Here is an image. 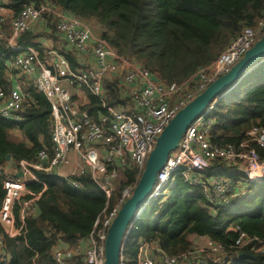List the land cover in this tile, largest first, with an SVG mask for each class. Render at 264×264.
I'll return each mask as SVG.
<instances>
[{"label": "trees", "instance_id": "16d2710c", "mask_svg": "<svg viewBox=\"0 0 264 264\" xmlns=\"http://www.w3.org/2000/svg\"><path fill=\"white\" fill-rule=\"evenodd\" d=\"M0 2H5L14 15L26 3L52 2L81 20L94 22L101 37L114 45L123 57L134 59L148 68L156 81L167 84L184 82L199 69L212 64L244 28L255 27L264 19V0ZM0 28L4 33L0 36V84L9 88L7 64L14 53L8 42L11 38L8 22H1V17ZM50 32L49 38L56 41L58 37L47 25L22 34L18 41L35 46L39 58L50 62L46 51L51 44L37 43L42 34ZM66 56L74 70L80 68L70 53ZM263 70L264 62L214 104L210 114L214 119L210 140L214 145H232L237 150H244L242 145L247 144L264 161V148L249 135L254 128H264ZM25 92L24 120L13 123L0 118V169L9 163L8 155L15 163L35 161L40 150L52 147L51 104L32 85H28ZM83 93L88 103L81 109L98 120L106 112L101 100L88 91ZM107 95L108 103H120L114 86ZM36 175L43 183L31 181L29 190L39 198L29 206L22 233L17 237L5 235L8 257L0 264H55L54 248L59 243L73 248L80 239L88 237L103 211L114 207L122 191L136 186L141 176L139 169L127 167L113 182L114 192L108 198L90 173L70 177L79 182V188L56 172L36 171ZM3 181L0 175V210L6 194ZM248 183L247 187L240 185L241 194L231 207L217 209L210 205L203 189L177 177L159 196L150 200L140 214L127 242L130 255H136L141 240L155 242L175 256L194 248L195 237H207L222 245L225 251L203 253L193 264H264L260 246L236 247L241 233L264 241V181ZM30 198L32 195H27L22 201ZM22 201L14 206L18 227ZM0 230L3 231L1 225Z\"/></svg>", "mask_w": 264, "mask_h": 264}, {"label": "built area", "instance_id": "2783aa9c", "mask_svg": "<svg viewBox=\"0 0 264 264\" xmlns=\"http://www.w3.org/2000/svg\"><path fill=\"white\" fill-rule=\"evenodd\" d=\"M0 17L1 22H8L11 31L8 42L14 53L7 64L11 85L5 88L0 84V118L13 123L24 120L25 88L32 85L49 100L53 120L51 148L40 150L35 161H10L0 169L6 191L0 210L3 229L0 230V263L8 257L5 235L17 237L22 233L29 206L39 198L29 190L31 181L41 182L36 171L59 173L75 188L80 184L70 177L90 173L110 198L114 192L113 182L121 177L122 171L133 167L139 169L141 175L157 139L177 113L217 78L226 75L264 35L262 19L255 27L244 28L212 64L199 69L184 82L167 84L156 81L153 73L134 59L123 57L114 45L92 30L88 22L52 2L26 3L17 15L5 2H0ZM45 25L58 37L56 41L49 38L50 32L42 34L37 42L51 44L46 51L50 62L39 58L35 46L18 41L22 34ZM0 36H4L1 28ZM68 53L80 68H72ZM111 86L120 97L119 104L107 102ZM84 90L103 104L106 112L98 120L81 109L85 103L78 100ZM82 101L88 103V98L84 95ZM213 106L188 127L178 148L159 171L148 202L159 196L167 184L182 177L203 189L212 207L229 208L241 194L240 184L234 180L264 181V161L254 148L244 144V150H237L232 145L212 144L210 131L214 119L210 114ZM249 135L264 148V128H254ZM67 168L73 172L67 174ZM20 173L23 176H18ZM135 187H126L118 203L103 211L89 236L80 239L75 247L59 243L53 251L55 264H105L109 228ZM27 195L32 198L22 201ZM17 201H22L19 227L14 214ZM148 202L137 211L126 230L120 264H193L203 253L225 251L222 245L209 238L193 236L194 248L185 253L173 256L157 243L141 240L132 257L127 242ZM201 238L208 239L210 244L200 247L196 242ZM251 244L260 246L259 251L264 253L263 240L250 239L241 233L236 241L237 248Z\"/></svg>", "mask_w": 264, "mask_h": 264}, {"label": "water", "instance_id": "95a60500", "mask_svg": "<svg viewBox=\"0 0 264 264\" xmlns=\"http://www.w3.org/2000/svg\"><path fill=\"white\" fill-rule=\"evenodd\" d=\"M264 62V35L249 49L231 70L211 83L202 93L188 103L173 118L164 132L159 136L155 147L149 155L144 171L133 191L125 202L118 216L109 228L106 240L105 264H120V251L124 236L134 216L146 202L157 181L159 171L175 151L188 127L195 122L204 111L238 85L252 70ZM83 117V115H81ZM81 117V118H82ZM11 155L7 160H11ZM18 176H23L20 173ZM244 254L241 253L240 257Z\"/></svg>", "mask_w": 264, "mask_h": 264}, {"label": "rangeland", "instance_id": "374dc122", "mask_svg": "<svg viewBox=\"0 0 264 264\" xmlns=\"http://www.w3.org/2000/svg\"><path fill=\"white\" fill-rule=\"evenodd\" d=\"M88 23L90 24L92 30H93L96 34L100 35L98 29L96 28V26H95V24H94V22H88ZM100 36H101V35H100ZM263 71H264V70H263ZM13 136H14V135H13ZM14 137H17V136H14ZM66 171H67V174L73 172V170H69V168H67ZM238 183H239L240 185L243 184L245 187H247L248 185H250V183H248V182H244V181H242V180H238ZM206 238H207V237H206ZM194 240H195V239H194ZM208 241H209L208 239L201 238V239L198 240L196 243H197L198 245H200V247H206V246H205L206 244H207V245L210 244V243H208ZM194 242H195V241H194Z\"/></svg>", "mask_w": 264, "mask_h": 264}, {"label": "crops", "instance_id": "0c3cea01", "mask_svg": "<svg viewBox=\"0 0 264 264\" xmlns=\"http://www.w3.org/2000/svg\"><path fill=\"white\" fill-rule=\"evenodd\" d=\"M50 46H51V45H50ZM73 92H74V91H73ZM78 93H79V92H78ZM75 94H76V96L78 95V94H77V91H75ZM76 96H75V98H76ZM80 96L84 97V95H83V94H81V93H80ZM77 97H78V96H77ZM82 97H81V98H79L78 102H81V103H86V102H83V101H82ZM9 162H10V160H9ZM12 162H13V161H12ZM69 170H71V168H70Z\"/></svg>", "mask_w": 264, "mask_h": 264}]
</instances>
